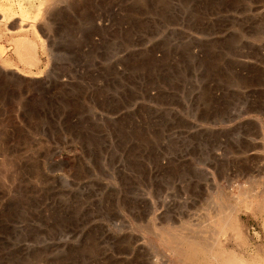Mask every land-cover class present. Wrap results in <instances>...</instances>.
<instances>
[{
  "label": "rangeland",
  "instance_id": "rangeland-1",
  "mask_svg": "<svg viewBox=\"0 0 264 264\" xmlns=\"http://www.w3.org/2000/svg\"><path fill=\"white\" fill-rule=\"evenodd\" d=\"M0 52V264L264 263V0H0Z\"/></svg>",
  "mask_w": 264,
  "mask_h": 264
},
{
  "label": "bare ground",
  "instance_id": "bare-ground-1",
  "mask_svg": "<svg viewBox=\"0 0 264 264\" xmlns=\"http://www.w3.org/2000/svg\"><path fill=\"white\" fill-rule=\"evenodd\" d=\"M43 5V4H42ZM35 6V5H34ZM45 6V5H44ZM27 8H29V7H27ZM39 8H40V6H39ZM44 8V7H43ZM26 9V8H25ZM29 10V9H28ZM27 10V11H28ZM26 11V12H27ZM39 11V10H38ZM44 11V10H43ZM29 12V11H28ZM42 13V12H41ZM33 14V13H32ZM26 15V14H25ZM24 15V16H25ZM28 15V14H27ZM41 15V14H40ZM39 15V16H40ZM26 17V16H25ZM36 17V16H35ZM19 18V17H18ZM19 25V24H18ZM25 26V25H24ZM23 25H19L18 26V31L20 30V29H22V28H25ZM49 28V27H48ZM35 29H36V27H35ZM39 34V33H38ZM43 42V41H42ZM1 53V52H0ZM4 53V52H3ZM262 205H264V204H262ZM259 207V206H258ZM214 208V207H213ZM261 209L264 211V206H263V208L261 207ZM231 216V215H230ZM225 221V226L227 227V228H229V229H232V230H237V227H236V225L237 224H234V223H232L231 222V219L229 218V219H227V220H224ZM201 226V225H200ZM224 226V227H225ZM217 233V232H216ZM210 236V235H209ZM185 238V237H184ZM184 240V239H183ZM182 240V241H183ZM191 240V239H190ZM188 241L187 240V244H186V247H188V250L186 251V256H188L190 259H198V258H200L201 257V255H204L205 257H206V253L208 252L206 249H207V247L205 248V244H204V242L200 239L199 241H201V242H198L197 241V239L195 240V242L193 241V240H191V241ZM181 241V240H180ZM197 241V242H196ZM186 243V242H185ZM209 248H210V246H209ZM213 250V249H212ZM219 252V251H218ZM224 252V251H223ZM222 252V253H223ZM225 253V252H224ZM210 254H211V252H210ZM219 253H217V255H218ZM229 254V253H228ZM228 254H225V256L227 257V258H225L224 257V255H223V257H224V259H222V258H217V256H213V259H214V261H217V262H219L221 259H222V261H221V263L219 262L218 264H248L247 262H246V260H244V259H242V258H239L238 256H234V258L231 256V257H228ZM222 255V254H221ZM208 257V256H207ZM211 257V256H210ZM257 258V257H256ZM203 259H204V257H203ZM208 259V258H207ZM218 259H220V260H218ZM259 259V258H258ZM211 260H212V257H211ZM209 262H210V260H208ZM213 261V262H214ZM206 262V261H205ZM212 262V261H211ZM216 263V262H215ZM250 263H252V262H250ZM264 264V263H263Z\"/></svg>",
  "mask_w": 264,
  "mask_h": 264
},
{
  "label": "crops",
  "instance_id": "crops-1",
  "mask_svg": "<svg viewBox=\"0 0 264 264\" xmlns=\"http://www.w3.org/2000/svg\"><path fill=\"white\" fill-rule=\"evenodd\" d=\"M27 44V43H26ZM28 46H30V47H32L33 48V43L31 42V41H29V43L27 44ZM33 50V49H32ZM21 50L19 49V52H20ZM22 52V51H21ZM23 53V52H22ZM31 61L33 60V55L31 54Z\"/></svg>",
  "mask_w": 264,
  "mask_h": 264
}]
</instances>
